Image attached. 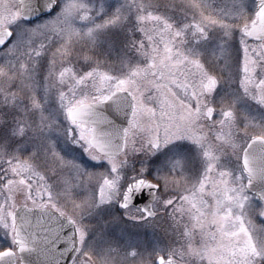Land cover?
I'll use <instances>...</instances> for the list:
<instances>
[{
    "label": "snow or ice",
    "instance_id": "6c2138e0",
    "mask_svg": "<svg viewBox=\"0 0 264 264\" xmlns=\"http://www.w3.org/2000/svg\"><path fill=\"white\" fill-rule=\"evenodd\" d=\"M0 264H264V0H0Z\"/></svg>",
    "mask_w": 264,
    "mask_h": 264
},
{
    "label": "rangeland",
    "instance_id": "374dc122",
    "mask_svg": "<svg viewBox=\"0 0 264 264\" xmlns=\"http://www.w3.org/2000/svg\"><path fill=\"white\" fill-rule=\"evenodd\" d=\"M82 162H86L87 166H93L96 165L97 163L95 161L88 160L86 156L83 157ZM141 235H142V239L146 241H150L152 239V232L149 229H145Z\"/></svg>",
    "mask_w": 264,
    "mask_h": 264
},
{
    "label": "water",
    "instance_id": "95a60500",
    "mask_svg": "<svg viewBox=\"0 0 264 264\" xmlns=\"http://www.w3.org/2000/svg\"><path fill=\"white\" fill-rule=\"evenodd\" d=\"M147 199H148V193L147 191H145L144 193H142L141 195L137 197V203L143 204L147 201Z\"/></svg>",
    "mask_w": 264,
    "mask_h": 264
}]
</instances>
